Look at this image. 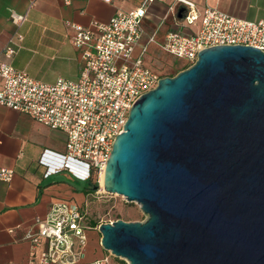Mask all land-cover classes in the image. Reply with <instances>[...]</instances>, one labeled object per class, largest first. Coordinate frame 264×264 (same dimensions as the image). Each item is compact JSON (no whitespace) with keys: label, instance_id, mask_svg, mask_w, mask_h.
Segmentation results:
<instances>
[{"label":"water","instance_id":"1","mask_svg":"<svg viewBox=\"0 0 264 264\" xmlns=\"http://www.w3.org/2000/svg\"><path fill=\"white\" fill-rule=\"evenodd\" d=\"M104 189L147 216L99 226L130 264H264V52L202 49L140 96Z\"/></svg>","mask_w":264,"mask_h":264},{"label":"built area","instance_id":"2","mask_svg":"<svg viewBox=\"0 0 264 264\" xmlns=\"http://www.w3.org/2000/svg\"><path fill=\"white\" fill-rule=\"evenodd\" d=\"M177 1L184 7L180 27L167 33L161 43L152 35L138 52L145 35L143 21L154 0L117 13L108 24L94 25V31L73 25V44L85 48L78 81L60 78L48 84L16 69L7 60L17 54L23 36L11 37L0 54V105L63 131L67 135L66 158L85 164L93 178L101 179L134 102L169 76L146 63L150 45L157 44L165 53L183 60L187 68L195 63L198 52L208 47L243 45L264 52V19L243 20L210 7L198 12L193 2ZM12 20L20 25L26 15L12 14ZM197 22L196 30H189ZM14 175L13 169L0 167V181L10 183ZM86 219L77 202H54L25 236L32 243L33 253L39 252L35 264H112L111 254L84 260ZM77 240L81 248L76 252Z\"/></svg>","mask_w":264,"mask_h":264},{"label":"crops","instance_id":"3","mask_svg":"<svg viewBox=\"0 0 264 264\" xmlns=\"http://www.w3.org/2000/svg\"><path fill=\"white\" fill-rule=\"evenodd\" d=\"M145 0H0V54L11 37L23 36L10 60L35 80L53 84L63 78L78 81L84 47L73 44V25L95 30L119 12H129ZM198 12L215 8L243 20L264 19V0H188ZM184 7L177 0H154L143 21L145 35L139 48L154 35L158 43L183 22ZM12 14L26 15L17 25ZM195 27L189 30L195 31ZM157 44L149 46L146 63L158 70L164 56ZM170 56V55H169ZM67 135L37 122L30 115L0 105V167L13 169L10 183L0 181V264H35L39 252L25 239L37 218L45 217L58 200L77 202L88 215L91 170L66 158ZM88 220V216L87 219ZM87 229L99 231L90 223ZM88 235V234H87ZM89 239V238H88ZM109 255L99 248L92 261Z\"/></svg>","mask_w":264,"mask_h":264},{"label":"rangeland","instance_id":"4","mask_svg":"<svg viewBox=\"0 0 264 264\" xmlns=\"http://www.w3.org/2000/svg\"><path fill=\"white\" fill-rule=\"evenodd\" d=\"M158 71L163 75L175 76L185 69L184 61L173 56H164ZM91 194L87 196L88 220L85 223H97L99 226L104 223H113L117 220L126 222H144L147 216L142 211L141 205L137 202H130L125 196L113 194L101 188V179H93ZM88 241L85 247L87 257L97 255L99 248L105 253L111 254L101 245L102 234L100 231L87 229ZM81 248L78 240L75 242L74 250ZM112 264H130L123 258L111 254Z\"/></svg>","mask_w":264,"mask_h":264},{"label":"bare ground","instance_id":"5","mask_svg":"<svg viewBox=\"0 0 264 264\" xmlns=\"http://www.w3.org/2000/svg\"><path fill=\"white\" fill-rule=\"evenodd\" d=\"M104 186H105V173L104 175L101 176V188L104 189Z\"/></svg>","mask_w":264,"mask_h":264},{"label":"trees","instance_id":"6","mask_svg":"<svg viewBox=\"0 0 264 264\" xmlns=\"http://www.w3.org/2000/svg\"><path fill=\"white\" fill-rule=\"evenodd\" d=\"M185 68H187V67H185ZM92 178H93V175L91 174V176H90V179H89V180H92ZM97 225H98L97 223H93V226H94V227H97Z\"/></svg>","mask_w":264,"mask_h":264}]
</instances>
